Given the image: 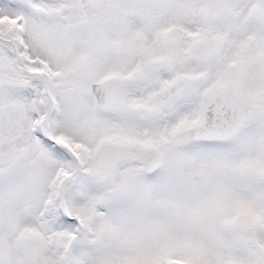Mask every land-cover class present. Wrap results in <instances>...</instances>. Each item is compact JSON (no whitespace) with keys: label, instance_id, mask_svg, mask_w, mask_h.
Segmentation results:
<instances>
[{"label":"snow or ice","instance_id":"obj_1","mask_svg":"<svg viewBox=\"0 0 264 264\" xmlns=\"http://www.w3.org/2000/svg\"><path fill=\"white\" fill-rule=\"evenodd\" d=\"M0 264H264V0H0Z\"/></svg>","mask_w":264,"mask_h":264}]
</instances>
